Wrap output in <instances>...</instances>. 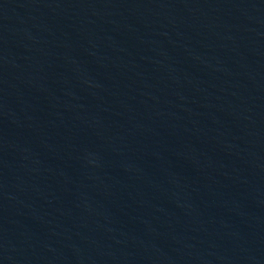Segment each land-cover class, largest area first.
<instances>
[{
    "label": "water",
    "instance_id": "obj_1",
    "mask_svg": "<svg viewBox=\"0 0 264 264\" xmlns=\"http://www.w3.org/2000/svg\"><path fill=\"white\" fill-rule=\"evenodd\" d=\"M0 264H264V0H0Z\"/></svg>",
    "mask_w": 264,
    "mask_h": 264
}]
</instances>
